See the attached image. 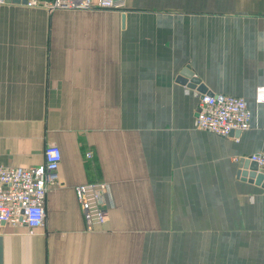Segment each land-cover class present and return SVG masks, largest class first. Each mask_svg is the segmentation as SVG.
I'll return each instance as SVG.
<instances>
[{"label": "crops", "instance_id": "obj_1", "mask_svg": "<svg viewBox=\"0 0 264 264\" xmlns=\"http://www.w3.org/2000/svg\"><path fill=\"white\" fill-rule=\"evenodd\" d=\"M243 97L251 128L196 127L201 94ZM264 0H127L48 12L0 3V164L57 145L45 224L0 226V264H264V187L238 178L264 150ZM87 154H90L87 157ZM109 185L89 224L75 188Z\"/></svg>", "mask_w": 264, "mask_h": 264}, {"label": "built area", "instance_id": "obj_2", "mask_svg": "<svg viewBox=\"0 0 264 264\" xmlns=\"http://www.w3.org/2000/svg\"><path fill=\"white\" fill-rule=\"evenodd\" d=\"M0 3L4 4L6 0H0ZM19 4L49 10H122L127 0H26L24 3L20 0ZM257 96L264 101V86L257 89ZM198 109L196 125L200 130L232 137L233 132L242 133L251 128V110L243 97L222 93L202 95ZM249 158L264 173V150ZM61 162V149L57 145H50L46 147L44 161L40 165L7 167L0 164V226L4 223L23 224L34 230L45 224L47 193L59 186L57 171ZM108 189L105 182L78 185L75 188L83 215L89 224L103 225L107 222L108 214L103 203Z\"/></svg>", "mask_w": 264, "mask_h": 264}, {"label": "water", "instance_id": "obj_3", "mask_svg": "<svg viewBox=\"0 0 264 264\" xmlns=\"http://www.w3.org/2000/svg\"><path fill=\"white\" fill-rule=\"evenodd\" d=\"M26 0H23V3ZM6 3L19 4L20 0H6ZM177 82L184 85L192 90L199 92L201 95L212 96L215 93L210 91L206 85L201 83L200 79L195 77L194 73L189 69L185 68L181 74L177 77ZM199 109L197 110V112ZM197 115V114H196ZM241 132H233L232 137H239ZM238 178L243 181L254 183L258 186L264 187V173L259 170V166L256 162L250 158H242L239 162Z\"/></svg>", "mask_w": 264, "mask_h": 264}, {"label": "rangeland", "instance_id": "obj_4", "mask_svg": "<svg viewBox=\"0 0 264 264\" xmlns=\"http://www.w3.org/2000/svg\"><path fill=\"white\" fill-rule=\"evenodd\" d=\"M27 7V6H26ZM28 8H40V9H44V10H46V11H48V12H54V11H57V9H55V10H49L48 8H45V7H28ZM222 94H224V93H222ZM225 95H228V94H225ZM228 96H234V95H228ZM235 97H239V96H235ZM197 112V111H196ZM196 127H197V125H196ZM199 129V128H198ZM222 137V136H221ZM261 151H263V150H260V151H258V153L259 152H261ZM255 153H257V152H255ZM254 154V153H253ZM87 157H89V154H87ZM94 183H100V182H91V183H86V184H94ZM81 185H84V184H81ZM108 187H109V185H108ZM108 191H109V189H108ZM76 192V191H75ZM108 194V192L105 194V197H106V195ZM78 202H79V199H78ZM79 204H80V202H79ZM103 205H104V207H105V209H106V211H107V214H108V219H109V211H110V209H111V207H108L107 206V200L106 201H104V203H103ZM108 221V220H107Z\"/></svg>", "mask_w": 264, "mask_h": 264}]
</instances>
